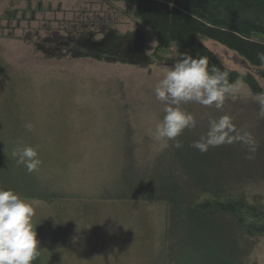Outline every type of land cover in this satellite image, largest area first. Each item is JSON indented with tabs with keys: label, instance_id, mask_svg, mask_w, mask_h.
I'll return each instance as SVG.
<instances>
[{
	"label": "rangeland",
	"instance_id": "1",
	"mask_svg": "<svg viewBox=\"0 0 264 264\" xmlns=\"http://www.w3.org/2000/svg\"><path fill=\"white\" fill-rule=\"evenodd\" d=\"M104 23L147 31L153 62L47 57L34 45L56 34L100 38ZM200 39L239 74L237 98L222 110L183 105L197 127L178 137L181 148H161L149 134L165 106L153 90L180 55L159 46L133 4L0 0V187L32 201L42 264H264V119L254 99L264 65ZM224 114L253 134L252 159L239 143L192 147ZM21 144L42 161L32 173L13 156Z\"/></svg>",
	"mask_w": 264,
	"mask_h": 264
},
{
	"label": "clouds",
	"instance_id": "2",
	"mask_svg": "<svg viewBox=\"0 0 264 264\" xmlns=\"http://www.w3.org/2000/svg\"><path fill=\"white\" fill-rule=\"evenodd\" d=\"M264 64V52L257 57ZM243 75V74H242ZM241 80L231 82L229 71L216 65L209 66L206 56L180 53V58L170 66L154 88L157 100L165 106L163 118L149 130L150 136L161 148L182 147L178 139L186 129L197 127L196 117L183 105L197 103L222 110L226 99L237 98ZM259 105L258 118L264 119V92L254 96ZM25 127L30 131L32 124ZM241 144L252 159L257 141L246 129L238 128L231 115L209 118L205 134L193 141L192 147L201 153L223 145ZM17 165H23L28 173L36 171L42 161L32 146L19 145L13 152ZM35 210L32 201L13 189L0 187V264H33L39 257V241L33 223Z\"/></svg>",
	"mask_w": 264,
	"mask_h": 264
},
{
	"label": "trees",
	"instance_id": "3",
	"mask_svg": "<svg viewBox=\"0 0 264 264\" xmlns=\"http://www.w3.org/2000/svg\"><path fill=\"white\" fill-rule=\"evenodd\" d=\"M123 1L135 6V15L153 32L161 48L174 44L179 55L206 56L210 67L229 71L231 82L239 79L237 71L223 65L200 36L236 51L254 66L264 65L257 58L264 52V41L253 37L254 32L264 33V0ZM251 84L258 90L256 82ZM33 264H42V258Z\"/></svg>",
	"mask_w": 264,
	"mask_h": 264
},
{
	"label": "water",
	"instance_id": "4",
	"mask_svg": "<svg viewBox=\"0 0 264 264\" xmlns=\"http://www.w3.org/2000/svg\"><path fill=\"white\" fill-rule=\"evenodd\" d=\"M96 35V32L91 31L88 37L77 42L71 54L74 57L88 56L97 60L144 66L153 62L146 53L148 32L143 29L125 34L112 29L100 38L95 37Z\"/></svg>",
	"mask_w": 264,
	"mask_h": 264
},
{
	"label": "flooded vegetation",
	"instance_id": "5",
	"mask_svg": "<svg viewBox=\"0 0 264 264\" xmlns=\"http://www.w3.org/2000/svg\"><path fill=\"white\" fill-rule=\"evenodd\" d=\"M41 4V3H40ZM100 34L108 33L110 30L114 29L110 26L109 23H104L99 25ZM90 32H83L79 34H73L68 37H63L59 34H56V36H47L40 39L38 41H35L34 45L36 46L38 51L43 52L47 57L53 56L60 58L64 56L65 54L68 55L69 53H72V50L76 47L77 42L82 40L83 38L88 37ZM38 35V33H37ZM96 37V36H95ZM70 42V44H68Z\"/></svg>",
	"mask_w": 264,
	"mask_h": 264
}]
</instances>
